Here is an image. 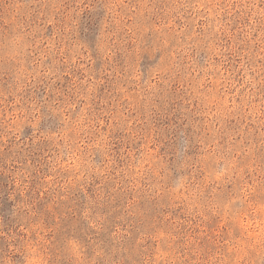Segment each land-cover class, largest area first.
<instances>
[{"label":"rangeland","instance_id":"rangeland-1","mask_svg":"<svg viewBox=\"0 0 264 264\" xmlns=\"http://www.w3.org/2000/svg\"><path fill=\"white\" fill-rule=\"evenodd\" d=\"M0 264H264V0H0Z\"/></svg>","mask_w":264,"mask_h":264}]
</instances>
